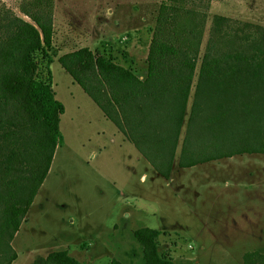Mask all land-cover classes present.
Wrapping results in <instances>:
<instances>
[{
	"label": "rangeland",
	"instance_id": "obj_1",
	"mask_svg": "<svg viewBox=\"0 0 264 264\" xmlns=\"http://www.w3.org/2000/svg\"><path fill=\"white\" fill-rule=\"evenodd\" d=\"M176 1L0 0L1 24L6 16L32 25L30 15L50 16V46L33 57L38 78L47 80L50 74L54 97L64 108L48 173L11 241L16 253L12 264H32L52 251H65L79 264H143L133 238L143 227L158 232L157 255L176 264H243L245 253L264 254V170L247 165L219 173L209 167L202 173L177 164L198 65L215 17L228 21L223 34L214 38L218 52L250 51L251 43L264 37V0ZM163 3L193 13L178 18L194 22L199 38L171 182L152 169L58 63L62 55L88 48L144 80ZM209 150L221 151V146ZM256 154L264 153L249 155Z\"/></svg>",
	"mask_w": 264,
	"mask_h": 264
},
{
	"label": "trees",
	"instance_id": "obj_2",
	"mask_svg": "<svg viewBox=\"0 0 264 264\" xmlns=\"http://www.w3.org/2000/svg\"><path fill=\"white\" fill-rule=\"evenodd\" d=\"M192 14L181 5L159 6L144 80L88 48L58 59L104 118L164 179L170 175L199 60L197 25L179 22V16ZM29 18L33 25L17 16H6L0 23V264L16 259L11 241L48 173L64 111L54 97L50 74L47 80L38 78L33 57L50 46L51 18L42 12ZM227 22L215 17L210 42L200 58L180 168L264 153V37L252 42L250 51L220 53L214 38L223 34ZM260 35L264 36V28ZM215 146L221 151L209 150ZM157 235L146 227L133 232L143 264H176L157 255ZM32 264L79 263L65 251H52ZM243 264H264V254L245 253Z\"/></svg>",
	"mask_w": 264,
	"mask_h": 264
},
{
	"label": "crops",
	"instance_id": "obj_3",
	"mask_svg": "<svg viewBox=\"0 0 264 264\" xmlns=\"http://www.w3.org/2000/svg\"><path fill=\"white\" fill-rule=\"evenodd\" d=\"M263 155L264 154L235 155V156L228 157V158H225L222 160H218L217 162L213 161V162H209V163L198 164V165L191 167V168L202 171V173H203L206 169L208 170L210 167V168H213V170L215 169L216 173H219V172H234V171H237V170H234L237 167L253 165L254 167H258L261 171H263L264 170V158H263L264 156ZM200 165H203V166L200 167ZM168 181L171 182L172 177H169Z\"/></svg>",
	"mask_w": 264,
	"mask_h": 264
}]
</instances>
